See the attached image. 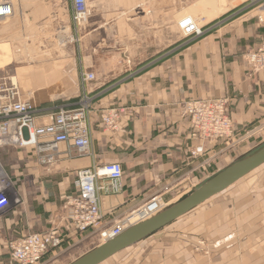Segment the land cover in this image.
Returning <instances> with one entry per match:
<instances>
[{
	"label": "crops",
	"instance_id": "obj_1",
	"mask_svg": "<svg viewBox=\"0 0 264 264\" xmlns=\"http://www.w3.org/2000/svg\"><path fill=\"white\" fill-rule=\"evenodd\" d=\"M185 1L98 0L102 8L95 20L96 31L102 28L109 36L124 37V46L87 56L80 39L76 49L54 57L35 53L15 67L23 97L39 109L40 124L59 107H76L81 96L89 94L92 145L90 153L81 155L70 144L61 143L51 163H41L33 150L18 151L21 167L9 172L17 179L23 201L0 222V264L10 260L9 241L56 225L63 230V243L40 264H60L67 254L72 256L96 238L97 229L74 232L66 218V199L74 193L81 169L108 162L123 164L121 192L101 194L102 225L112 224L154 196H161L167 207L172 205L178 196L191 193L196 181H205L207 171L264 137V68L252 69L246 56L264 43V18L258 19L264 0H244L239 10L206 19L204 33L187 39L178 29L186 10L180 4ZM137 7L142 20L134 15ZM60 10L64 24L57 23L53 31L58 36L59 28L70 21L72 9L55 3V17ZM121 12L128 19L119 16ZM137 20L142 25L139 29ZM17 32L12 31V36ZM7 39L0 35V69L8 65ZM81 71L93 72L96 80L83 83ZM5 74L0 71V76ZM219 97L229 100L236 136L233 142L210 146L205 155L192 156L196 142L183 104ZM116 107L124 112L116 131H108L101 113ZM0 152L13 151L0 148ZM251 172L245 180L110 257H115L113 261L108 258L100 264H264V170Z\"/></svg>",
	"mask_w": 264,
	"mask_h": 264
},
{
	"label": "built area",
	"instance_id": "obj_2",
	"mask_svg": "<svg viewBox=\"0 0 264 264\" xmlns=\"http://www.w3.org/2000/svg\"><path fill=\"white\" fill-rule=\"evenodd\" d=\"M88 1L70 0L76 33L81 32L89 19ZM16 11V0H0V22L11 19ZM147 12L150 13L151 10L148 9ZM65 29L66 27H63V31ZM178 29L186 39L200 37L204 33L203 26L189 14L178 21ZM246 56L250 67L260 71L264 68V43L258 49L246 53ZM127 63H131V60ZM80 75L83 83L96 80V75L90 71H81ZM78 104L72 108L59 107L56 113L48 117V121L40 124L36 120L39 109L23 97L18 80L10 75L0 76V148L33 150L41 163H51L61 143L70 144L79 154L87 155L91 152L92 145L89 119L92 104L89 94H83ZM228 104L229 100L223 97L190 99L183 104L184 114L189 118L191 136L196 142L190 151L192 156L205 155L207 149L219 141L233 142L237 132L228 114ZM123 112V108L119 107L105 109L101 113L104 129L116 131ZM123 179V164L118 161L79 170L74 193L66 199L69 228L79 233L97 229L103 244L118 237L134 224L147 221L167 207L161 196H154L137 211L119 217L112 224L102 225L104 212L101 194L103 191L114 194L121 192ZM22 201L16 179H13L0 158V218ZM136 213L138 215L134 216ZM63 234L61 226L56 225L44 233L31 232L23 238L9 241L8 264H40L50 250L61 247Z\"/></svg>",
	"mask_w": 264,
	"mask_h": 264
},
{
	"label": "rangeland",
	"instance_id": "obj_3",
	"mask_svg": "<svg viewBox=\"0 0 264 264\" xmlns=\"http://www.w3.org/2000/svg\"><path fill=\"white\" fill-rule=\"evenodd\" d=\"M243 1L244 0H186L185 2H180V5L186 7V10H183L184 12L182 13L181 18L186 14L192 15L198 21L199 25L203 26L206 19L224 12H227V15H229L231 12L239 10L243 5ZM88 2L90 6L89 19L84 24V27H82V29L80 30L81 32H79V40L81 39L79 43L83 44L85 48V54L87 56H92L93 54L99 55L100 53L114 51L124 46V37L121 38L109 36L108 31H104L102 28L99 31H96L97 22H95V20L97 21L98 14L101 13H98V11L102 7L98 6V0H89ZM55 3H58V6L60 8L64 7L66 4L71 6L70 0H16V14L12 16L11 19L0 22L1 37L3 35L9 36V39H7V41L9 45L8 49L10 50H7V55H5V62L8 63V65L0 69L1 72H6L5 75H10L11 77H13L15 67L27 63L25 62V60H27L28 57H31L35 53H46L47 55H52L54 57L58 53L64 54L65 51H67L71 47H75L76 49L77 36H72V32H74L73 34H75L72 17L70 18V21L68 23L65 22V31H63V28H59L60 36H58L57 34L54 35L53 31L55 30V26L57 25V23L61 24V26L64 24L63 22H61V19L64 18L63 10H60V15L58 17H55L53 14ZM139 4L140 5L138 6L141 7L142 3ZM135 11L136 13L134 15L140 17V20H142V15L137 14V12L139 13L138 7ZM240 14L241 13H239V15ZM261 14L262 15H259L258 17L259 20L261 16H263L264 18V12H261ZM92 15L95 16L94 19ZM236 15L238 14H235V16ZM119 16L127 19L129 17L128 14L123 15V12H121ZM65 19L67 18L65 17ZM141 26L142 25L137 20L136 27L139 29ZM16 30L19 31L17 32V36H12L11 32ZM263 146L264 137L254 139L247 149L245 148L244 151L236 152V154L229 158V160L225 163H221L220 166L207 171L206 179L216 175L218 172H220V170L231 166L232 164H234V162L242 160L249 155L257 152L258 150L262 149ZM12 151L13 152L9 153L8 155H1L0 152V158L9 171H12L11 168L21 167L19 159H17V157L19 156H17L18 151L26 152L25 150L20 149H12ZM263 170L264 165L251 173L254 174ZM11 176L13 177V179H15L12 173ZM246 178L247 177L243 178L242 180H245ZM203 182V179H199V181H196L195 185H192L191 189L194 190L195 187L202 184ZM188 194H185L182 197ZM178 197L177 199L172 201V204L177 202V200L179 199ZM2 218H0V222L2 221ZM100 244V235H98L97 232L95 239H93L88 245L83 246L81 250H77V252L72 256H70L71 254H67L65 258L61 259L60 264H71L72 262L76 261L77 258L89 253L93 248L97 247ZM112 259H115V257L110 258L109 261H113Z\"/></svg>",
	"mask_w": 264,
	"mask_h": 264
},
{
	"label": "water",
	"instance_id": "obj_4",
	"mask_svg": "<svg viewBox=\"0 0 264 264\" xmlns=\"http://www.w3.org/2000/svg\"><path fill=\"white\" fill-rule=\"evenodd\" d=\"M264 164V146L248 157L234 162L216 175L206 179L188 195L169 205L162 212L139 222L119 234L118 237L108 240L93 248L89 253L79 257L71 264H100L106 259L120 253L121 250L147 238L152 233L174 222L177 218L189 213L192 209L206 202V200L220 194L238 180Z\"/></svg>",
	"mask_w": 264,
	"mask_h": 264
},
{
	"label": "bare ground",
	"instance_id": "obj_5",
	"mask_svg": "<svg viewBox=\"0 0 264 264\" xmlns=\"http://www.w3.org/2000/svg\"><path fill=\"white\" fill-rule=\"evenodd\" d=\"M16 78V77H15ZM138 214L136 213V214H134V216H137Z\"/></svg>",
	"mask_w": 264,
	"mask_h": 264
}]
</instances>
